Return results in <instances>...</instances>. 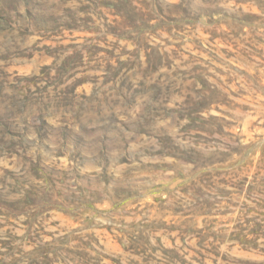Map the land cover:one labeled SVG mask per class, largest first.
<instances>
[{
    "label": "rangeland",
    "instance_id": "374dc122",
    "mask_svg": "<svg viewBox=\"0 0 264 264\" xmlns=\"http://www.w3.org/2000/svg\"><path fill=\"white\" fill-rule=\"evenodd\" d=\"M0 264H264V0H0Z\"/></svg>",
    "mask_w": 264,
    "mask_h": 264
}]
</instances>
